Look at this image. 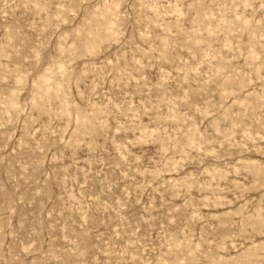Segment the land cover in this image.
<instances>
[{"label": "rangeland", "instance_id": "374dc122", "mask_svg": "<svg viewBox=\"0 0 264 264\" xmlns=\"http://www.w3.org/2000/svg\"><path fill=\"white\" fill-rule=\"evenodd\" d=\"M0 264H264V0H0Z\"/></svg>", "mask_w": 264, "mask_h": 264}]
</instances>
